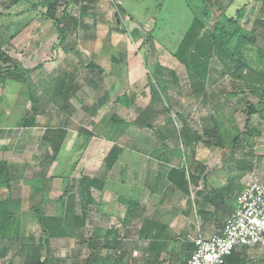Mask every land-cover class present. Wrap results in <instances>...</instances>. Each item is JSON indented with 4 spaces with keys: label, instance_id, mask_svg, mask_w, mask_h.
Here are the masks:
<instances>
[{
    "label": "rangeland",
    "instance_id": "1",
    "mask_svg": "<svg viewBox=\"0 0 264 264\" xmlns=\"http://www.w3.org/2000/svg\"><path fill=\"white\" fill-rule=\"evenodd\" d=\"M11 1L13 0H0V12H5V15L0 16V27H8L5 31L0 28V36L6 38L1 45L0 52L7 54L11 59V63L23 65L25 68H33L40 63L43 64L41 68H37L33 72L30 85L33 83L36 86L40 85L62 63V60L71 54V50L76 48L84 50V58L91 59L108 69L115 70L120 64L119 61L112 59L111 54L116 53L119 58L124 59L121 62L122 74L115 72L116 75H109L108 78L104 76V89L108 94L104 107L95 116L96 125H89L88 123L91 117V110L89 109L94 103H98L104 91L100 90L99 92L95 88L93 90L92 85L86 86V83L89 80L99 78L97 70L85 69L77 78V84L82 87L69 100L70 112L66 111V114L60 117L57 106L51 102L44 104L41 101L42 103L36 115V125L31 127H26L23 124L26 117L34 115V111H32L33 103L27 87L29 84L23 85L13 82L3 86L0 82V162L5 161L18 167L20 172L24 171L22 179L13 181L16 197L21 195L23 186L27 185L28 182L36 178H45L48 180L46 183L47 187L50 188L49 197L51 198L46 204V213L54 215L57 212L59 208L58 198L63 195L67 188H70L69 193L74 195L77 213L81 214L83 210L77 183L82 177L99 174L98 170L102 168L103 161L110 151V147L107 146L118 143V136L132 135L135 130L144 135L154 136V133L150 130L151 128L138 130L134 125H129L127 121L128 126H118V131L114 133L110 123V118L115 113L120 114L127 120L137 119L136 114L133 113V107L125 109L121 106L122 104L119 105L117 99L125 91H133L135 95H140L146 89L147 93L146 95L142 94L143 98L147 96L149 101L155 103H153V107L158 106L160 112L163 111L164 113L168 108L167 104H170L171 112L168 115L165 113V115L167 118H171L174 129L179 128L178 130H182V121L179 114H182L185 122L186 120L189 121L190 127H187V130H190V128L195 130L193 134L190 133L191 135L195 136L198 130L201 129L199 130V132L201 131L200 152L187 148L189 141L183 139L184 133L181 135L176 133L175 140L170 142L172 148L180 153L177 152L179 156L175 155L176 158L173 160V165H176L177 169L173 175L179 176L180 174L181 178L182 174H185L189 189L192 184L190 168H192V163H198V159H201V162L210 164L209 166L213 168L222 166L224 169L227 168L235 173L237 171L236 174L228 173V177L233 176L229 178L228 183L230 184L236 181L238 175L243 176L246 173L245 180L247 181L252 178L264 180V117H260L258 114L249 116L252 106L258 105L261 99L256 94L257 90L254 91L249 88L240 79L235 78L230 71H227L229 66H233L232 61L227 60L225 62L229 64L228 66L223 63L218 55H214L211 61V71L208 73L205 95L194 96V92L191 91L194 82L190 79V72L172 54L173 51L178 49L186 31L193 22L194 16L198 14L200 0H122L123 5L119 7L126 9L133 21H126L124 17L121 25L118 24L114 15L116 5L119 4L120 0H98L100 13H105L108 9L109 30H107V25L101 24L98 20L97 3L91 4L90 0L83 2L74 0L67 7L65 5L57 7V18H60L65 10L66 15L63 24L67 30V37L57 51H55L54 45L58 41L59 33L54 26L55 20L46 15L48 6L39 3L34 7V1L38 3L39 0H19L14 3L12 9L8 10L6 4ZM62 1L66 2V0ZM109 4L111 5L110 9ZM245 4H247L248 11L242 20V24L251 29L256 17L259 15L264 16V13H262L264 9L263 0H236L227 10V13H236L237 9ZM85 6L87 7L84 8ZM114 27H118V29H113ZM138 31L141 32L140 35H137ZM9 35H14V37L8 39ZM114 44L116 46H113ZM109 51H112V53L107 56L106 53ZM131 54L139 57L140 65H138V62L132 64L133 62L129 60ZM108 58L112 59L111 62ZM7 64L3 63L1 66L6 68L9 66ZM161 68L163 73L168 70L166 72L168 78L166 85L171 90H168L167 94L161 84H158V72ZM172 71L173 73H171ZM139 72H142L145 76L143 75V79L137 82ZM222 73L224 75L220 76ZM217 80L219 81L217 82ZM216 83L222 85L215 88ZM152 88L159 92L160 102L154 100L153 94L155 91L153 92ZM242 89L244 90L243 93L229 96V99H222L223 96L221 95L235 91L240 92ZM217 90H221L222 93L217 92ZM37 92L38 94H35V96L39 98V95H41L40 90ZM138 103H142V101L139 100ZM221 103L227 104L230 108L220 109ZM133 106H137V103ZM213 107L219 108L220 111H226L223 114L219 111V115H217L219 117L218 123L210 121L206 117L208 112L214 111L215 108ZM163 118V116H158V119ZM64 122H68L69 131L62 145V151L56 155L55 148H52L50 144L51 140L56 137V133L50 135L47 132L53 127L51 125L57 127L58 124H64ZM158 122L156 121V123ZM155 126L157 127L155 124L153 128L157 129L156 131L162 132L161 126L160 128ZM80 127L94 129V132L92 131L94 138H89L87 141L84 135L79 136L78 129ZM163 127L166 128L164 125ZM211 128L217 130V137L210 136L212 135ZM110 134L116 136V138L108 139ZM155 134L158 135V133ZM159 136L162 138V135ZM236 137H240V142L234 146ZM148 138L142 142L137 140L135 147L140 148V151L154 155V151L150 153L148 152L150 150L145 149L152 144ZM212 139L213 142L209 141ZM216 143H219V145H215ZM151 148L154 150V147ZM143 152L142 154H144ZM54 156L56 157L55 161H53ZM140 156L142 155L134 156L127 147L124 149L122 160L126 165L130 163L133 167L139 164L138 161L142 162ZM224 169L219 171L220 174L225 175L228 172ZM185 183L186 181L183 182L182 179H175L174 181V185L183 192L185 198H189L192 206V202H195L196 197L194 193L191 194V190L188 195L184 193ZM7 193V188L2 187L0 189V199L5 197ZM91 194L95 204L94 209L90 210V215H88L86 224L83 227V241L76 238H51L49 244L47 242L46 246L42 248L44 251L43 260L46 258V254L68 258L69 263L78 255L80 259H84L91 252L88 242H84L89 239L100 240L97 245L101 246V256L103 257L107 254L119 255L122 253L117 248L104 247L112 242H109L108 238L105 237L104 231L108 227L116 228L118 225H122L121 219H116L120 218L118 214L122 206L118 203V199L113 192L111 194L107 193L105 196L103 190L92 189ZM64 200L67 204L71 200L70 196L67 195ZM149 204L152 203L149 202ZM156 205L154 203L153 206ZM102 209L110 212L111 215H104ZM109 216H113L114 219H110ZM25 222L26 235L17 240V245L13 244L8 248V255L5 258H0V264H20L22 258L24 256L28 257V255L31 256L36 245L43 241L41 238L44 234L38 223L34 219H26ZM113 237L111 236V239H114ZM186 239L189 238L181 237L179 240L182 242ZM120 243H122V240H120ZM247 256V262L264 264V247L249 251ZM128 263L132 264V262Z\"/></svg>",
    "mask_w": 264,
    "mask_h": 264
},
{
    "label": "trees",
    "instance_id": "2",
    "mask_svg": "<svg viewBox=\"0 0 264 264\" xmlns=\"http://www.w3.org/2000/svg\"><path fill=\"white\" fill-rule=\"evenodd\" d=\"M15 1L17 0H13V2ZM72 1L74 0H66V2L62 0H39L38 3H35L36 1L33 3L34 7L39 3L45 6L47 5L48 9L46 15L55 20L54 26L59 33L58 41L54 45L55 51H57L59 46L63 45L67 37V30L63 24L66 15L65 10L64 14L60 18H57V7L60 5H65V7H67ZM81 1L83 2L85 0ZM90 1L91 3H98V0ZM235 1L236 0H200L198 4L200 7L198 14L194 16L193 22L186 31L178 49L173 51L172 54L178 61L184 64L190 72V79L195 85L194 96L205 95L208 73L211 71V61L214 55H218L220 59L223 60V63L227 60L232 61L233 66H229L228 63H225V65L229 66L227 70H231L230 72L233 76L240 79L243 84L254 91L257 90L256 94L261 97L259 104L252 106L249 116L258 114L260 117H264V16L259 15L256 17L252 25L253 27L250 30L247 29L244 24H242V20L247 14V4L238 8L236 13H227V10ZM119 6H122V4L119 3L116 5L119 14L118 17L122 21L125 17L123 13L124 8H120ZM86 7L87 6L84 8ZM262 13H264V9ZM0 15H3L2 12H0ZM83 55L84 50L80 48L71 50V54L49 74L46 80H43L38 86L34 83L32 86L30 83H32L33 72H35L37 68H41L43 64L40 63L33 68H25L23 65L11 63V59L7 54L0 52V82L4 83V86L9 82H18L23 85L29 84L27 87L33 103L32 111H34V115L24 119V126L31 127L36 125V115L38 114L42 102H44V104L51 102L57 106L60 111V117H62L63 114L65 115L66 111L70 112L71 105L69 100L81 89V86L76 83V80L82 71L85 69L97 68L98 73H103L100 66L91 59L84 58ZM3 63H8L7 65L9 66L3 68L1 66ZM221 75L223 76L224 73ZM158 84H160L159 81ZM95 89H99L100 91L101 88H99V85H95ZM152 89L153 92L155 91L153 94L154 100L160 102L161 98L159 97V92L154 88ZM38 90H40L41 93L39 98L35 96V94H38ZM243 92L244 90L242 89L240 92L235 91L221 96L229 99V96H236ZM106 97L107 94H104L98 100L97 104L94 103L92 106L94 115L103 107L105 100H107ZM128 100L129 96L127 94L121 95L117 99V101L122 103H128ZM153 103L141 112L140 116L135 121L136 125L151 129L154 127V125L150 123V119L156 114ZM219 107L220 109H229L228 105L224 103H221ZM213 108H215L214 111L208 115L207 119L217 122L219 119L217 115H219L218 113L220 110L217 107ZM166 112L170 113V108H167ZM220 112L223 114L226 111L221 110ZM167 119L168 123H166L172 124L171 118L169 117ZM110 123L112 124L111 128L114 133L118 131V126L127 125L125 120L119 118L116 114L111 116ZM51 126L53 127L50 128L47 134L49 133L51 135L52 133H56V137L51 140L50 144L52 148H55V154L58 155L62 151V145L69 131L68 122H64V124L60 123L57 127H55L56 125ZM78 131L79 136L84 135L87 141L94 136V133L85 127H80ZM186 131V124L181 131L177 132L176 129L178 134L184 133V135H186ZM216 131L215 128H211L212 135L210 136L217 137ZM109 137L111 139L116 138V136L112 134H110ZM196 137H198L197 134ZM209 141L213 142V139ZM239 142L240 137H236L234 146L239 144ZM215 145H219V143ZM123 152L124 149L116 142L105 157L101 171H99L100 173L97 176L82 177L78 181L77 186L83 210L81 214L77 213L74 195H70L69 193L71 191L70 188H67L63 195L58 198L59 208L57 212L54 215L47 214L45 207L51 198L49 197L50 188L47 187L46 183L48 180L45 178H36L28 182L27 185L23 186L21 195L16 197L14 195L13 181L22 179L24 177V171L20 172L15 165L1 161L0 189L6 187L8 193L5 197L0 199V258L7 257L8 248L13 244L17 245V240L26 235V219H34L42 229L44 235L41 239L43 241H40L39 245H36L31 256H24L20 264H125L123 254L105 257L101 256L102 248L97 245L100 240L96 239L84 241L88 242L91 249L90 254L86 258L80 259L78 255L74 257L73 261L70 263L68 258L56 257L53 254H46V258L43 260L44 251L42 249L46 246L45 244L47 242L49 244L51 238H76L83 241V227L86 224L88 215H90V210L92 211L94 209L95 204L91 194L92 189H99L102 191L109 185L110 181H116L118 178H128L129 176L126 164L121 158ZM55 158L54 156L53 161H55ZM176 170L177 169H172L171 172ZM181 179L183 182L186 181L185 190L189 192V183L185 180V174H182ZM67 195L70 196L71 200L66 204L64 199ZM132 209H134V206L132 204H130V206L128 205V212L133 213ZM101 211H103V209ZM143 224L145 228H151L158 223L147 220L143 221ZM45 237H47V239H45ZM113 241L114 244H106L104 247L117 248L120 240L115 238ZM185 246H187V250L191 253H193L196 248L195 243H190L189 241H186ZM226 260L231 264H241V262H245V260L237 257L236 252ZM101 261L102 263H100Z\"/></svg>",
    "mask_w": 264,
    "mask_h": 264
},
{
    "label": "crops",
    "instance_id": "3",
    "mask_svg": "<svg viewBox=\"0 0 264 264\" xmlns=\"http://www.w3.org/2000/svg\"><path fill=\"white\" fill-rule=\"evenodd\" d=\"M19 0L13 2H9L7 5V9H12V6L14 3H17ZM119 1V0H118ZM115 3V2H113ZM120 4L123 5L122 0L119 1ZM95 4V3H91ZM98 9L97 13L99 14L98 20L101 24L107 25V30L110 28V20L107 19V11L104 13H100V6L99 3H97ZM111 5L109 4V9ZM7 10V11H8ZM116 13L115 19L118 21L119 14L118 9L115 8ZM248 11V10H247ZM9 14H12L11 12H6ZM123 13L125 14V20H131L130 14L126 11V9H123ZM3 15H5V12H2ZM2 16V15H0ZM115 20V23L117 24ZM248 21V20H247ZM122 21L120 20L121 25ZM6 27V26H5ZM2 28V31L6 30L7 28ZM246 27V25H245ZM247 28V27H246ZM113 29H118V27H114ZM119 29H121L119 27ZM135 29H137L135 27ZM249 29V28H247ZM250 30V29H249ZM141 33V32H140ZM139 31L137 32V35H140ZM11 37H14V35L8 37L10 39ZM1 38V45L5 42L6 39L3 36H0ZM113 46H116L114 44ZM105 47L103 48V50ZM112 51H109L107 54L110 55ZM114 61H119L120 64L117 68L114 69H108L105 66H101L97 62H95L98 66H100L103 73H98V77L95 80H89L86 83L87 85H92L93 90L95 88V85H99V88H101V91H104L102 95L108 94V92H105L104 89V83L105 79L108 78V76H113L117 74H122V66L121 62H123V58H119L117 54L110 55ZM67 56L62 60H66ZM111 62L112 59L108 58ZM104 59L102 58V61ZM129 60H131L132 64H137L135 62L139 63V57L135 54L129 55ZM126 62V59H125ZM61 64V63H60ZM113 68V67H112ZM87 70V69H86ZM97 70V68L92 69ZM114 70V71H113ZM161 72L159 74V82L162 85V87L165 89L164 91L166 94L168 93L169 86H167L168 78L166 72ZM111 71V72H110ZM231 71V70H227ZM173 73V71L171 72ZM144 74L142 72H139V77H137V82H140L141 79H143ZM231 75V74H230ZM222 76V75H220ZM121 78V76L119 75ZM219 80H217L218 82ZM176 82V81H175ZM13 83V82H12ZM9 82V84H12ZM77 83V82H76ZM4 83H2L3 85ZM5 85V84H4ZM3 85V86H4ZM218 85H222L221 83H216L214 85L215 88H218ZM181 86V85H180ZM82 87V86H81ZM179 87V86H178ZM177 87V88H178ZM191 91L194 92L195 85L192 84ZM96 90V89H95ZM99 91V89H97ZM171 90V89H170ZM169 90V91H170ZM146 90L143 91L142 94L146 95ZM150 91V90H149ZM152 91V90H151ZM178 91V90H177ZM100 92V91H99ZM217 92L222 93L221 90H217ZM127 94L129 96L128 103H122L118 101L119 105L125 109L132 108L133 107V113L136 114L137 118L139 114L148 106H151L153 103L152 101H149L147 99V96L143 98L142 94L135 95L133 91H125L122 95ZM121 96V95H120ZM140 96V97H139ZM184 96V95H183ZM190 98V96H189ZM222 99H226L222 97ZM141 100L142 103H138V101ZM137 103V106H133ZM144 103V104H143ZM169 103V101H168ZM145 105V106H144ZM168 108H170V104H167ZM104 107V105H103ZM102 107V108H103ZM155 107V106H154ZM99 109V112L102 110ZM230 108V107H229ZM156 114L150 119V123L152 125H157L156 128H160L162 133H159L160 131H156L154 128L150 129L154 136L152 135H144L140 132H137L135 130L132 135H126L118 136V143L119 145L123 147V149H130V151L133 153L134 156L136 155H142V162L138 161L137 165H134L131 167L130 163L126 165L127 171H128V178H121L116 181H110L109 185L106 186L103 189V195H107V193L115 195V197L118 199V203L122 206L120 208L118 217L116 218L121 219L122 225H118L116 228H107L106 231H104L105 237L108 238V241H112L110 244H114V239L118 238V240H122V243L118 244L117 249L121 251L125 258V264H130L128 262H132V264H189L188 261L192 255L190 251L187 250V246H185L186 241H189L190 243H194L195 238L199 236L204 237H210L215 233H219L225 222L234 214L236 207H237V200L238 197L241 195L244 184H245V178L247 176V173L242 175H238L236 178V181L231 185L228 183L229 178L233 176L228 177V173L232 172L234 174L236 173L228 170L227 168L224 169L222 166L217 167H211L210 164L206 162H201V159H198V163H192V168H190V174L192 175L191 181L193 186L189 189V192L184 191L186 195L190 193H194L195 195V202H192V206L190 203L189 198H185L183 192L177 189L176 185H174L175 179L181 180L180 174L179 176L173 175L172 169H176V165H173V160H175V155L179 156L178 150H174L172 148V145L170 142L172 140H175L174 136L177 132L180 130L176 128L174 129L172 124H167L168 119L165 115V113L168 115V113L165 111H159L158 106L155 107ZM91 117L88 121L89 125H96V122L94 119L97 114L94 115L93 108L91 106ZM171 110V109H170ZM212 111L208 112L206 117L210 115ZM116 114V113H115ZM119 118L127 121L129 125H134L138 130L147 129L146 127H140L135 124L136 118L127 120L120 114H116ZM163 116V119H158V116ZM181 117V125L182 129L183 126L186 124L187 127L189 126V121L184 120V117L182 118V114H179ZM205 118V116H204ZM158 119V120H157ZM167 120V121H166ZM201 120V119H200ZM156 121H159L156 123ZM213 121V120H212ZM126 122V123H127ZM132 122L133 124H131ZM167 122V123H166ZM127 123V124H128ZM163 125L166 127L164 128ZM126 126V125H123ZM128 126V125H127ZM138 126V127H137ZM91 132L94 129H89ZM192 132H191V131ZM186 131V135H184L183 139L185 141H189L187 143V148L196 150L197 152H200L201 148V131L198 130V137L193 134L195 130H192L190 128ZM94 132V131H93ZM155 133H158L155 134ZM159 134H162V138L159 136ZM181 135V134H179ZM151 141V145L148 149L150 153L154 151L153 154H149L147 152L140 151V148L137 149L135 146L137 142H142L143 140H146V138ZM94 138V137H93ZM108 139L111 140L109 137ZM163 139V140H162ZM138 140V141H137ZM133 141V142H132ZM111 142V141H110ZM134 143V144H133ZM141 145V144H140ZM107 147H112L107 146ZM154 147V150H152ZM160 147V148H159ZM142 152L144 154H142ZM178 152V154H177ZM199 155V153H197ZM124 156V152L122 154ZM122 158V157H121ZM148 158V159H147ZM147 159V160H146ZM139 165V166H138ZM221 169L228 170V172L225 175L220 174L219 171ZM101 171V169L98 170V172ZM100 173V172H99ZM97 176V175H96ZM178 182V181H177ZM194 189V191H193ZM183 190V189H182ZM109 198V197H107ZM130 201V202H129ZM132 202V203H131ZM152 203V204H149ZM154 203L157 205L154 207ZM132 204L134 206V209H132L133 213L128 212V205L130 206ZM119 209V207H118ZM153 210V212H152ZM193 210V211H192ZM104 215H111L110 212H106L103 210ZM112 213V212H111ZM176 215V216H175ZM110 219L113 218V216H109ZM114 219V218H113ZM155 221L156 225H153L151 228H145L143 221ZM122 232V235H121ZM111 236H114V239H111ZM126 237V238H123ZM181 237L183 238H189L186 240H183L182 242L179 240ZM124 239V241H123ZM147 244H146V243ZM109 244V245H110ZM146 244V245H145ZM263 248V247H261ZM249 249L247 248H240L236 251L237 257L245 260V262H241V264H253V262H247V255L249 254ZM178 254V256H176ZM140 255V256H139ZM173 255H175L173 257ZM109 256V254H107ZM242 260V261H243ZM226 264L228 263L226 260Z\"/></svg>",
    "mask_w": 264,
    "mask_h": 264
},
{
    "label": "built area",
    "instance_id": "4",
    "mask_svg": "<svg viewBox=\"0 0 264 264\" xmlns=\"http://www.w3.org/2000/svg\"><path fill=\"white\" fill-rule=\"evenodd\" d=\"M189 264H226L240 248L264 247V180H246L234 214L222 230L210 237L195 238Z\"/></svg>",
    "mask_w": 264,
    "mask_h": 264
},
{
    "label": "water",
    "instance_id": "5",
    "mask_svg": "<svg viewBox=\"0 0 264 264\" xmlns=\"http://www.w3.org/2000/svg\"><path fill=\"white\" fill-rule=\"evenodd\" d=\"M118 23H120V20H118Z\"/></svg>",
    "mask_w": 264,
    "mask_h": 264
}]
</instances>
